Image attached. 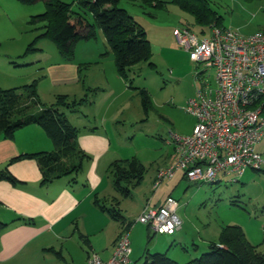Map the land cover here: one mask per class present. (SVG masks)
Listing matches in <instances>:
<instances>
[{"label": "rangeland", "instance_id": "1", "mask_svg": "<svg viewBox=\"0 0 264 264\" xmlns=\"http://www.w3.org/2000/svg\"><path fill=\"white\" fill-rule=\"evenodd\" d=\"M61 1L72 4L78 10L75 6L77 0ZM204 1L224 27L246 36L264 30V0ZM163 2L162 8L143 7L139 1L121 0L118 4L143 28L151 47L149 61L132 66L127 78L118 73L113 53L99 27H94L92 38L76 40L73 59L82 64L80 82L85 79L93 88L85 101L83 95L82 101L73 102H67L64 94L61 95V102L67 104L63 106L68 107L62 111L66 115L78 112L71 117V121L67 119L77 129L75 140L79 143L89 130V115L92 117L99 111L106 114L107 110V124L103 131L112 137L111 151L122 159L134 158L138 164L137 184L129 186V190H133L132 195H117L119 206L128 207L129 219L137 218L141 206L147 203L143 204L146 198L152 202L172 195L178 202L176 212L183 221V230L174 236H163L153 234L140 224L144 234L136 241H141L143 253L137 264L153 253H164L179 264L187 263L209 251L210 243L219 240L221 230L227 225L239 226L255 250L264 253V168H247L233 183L223 178L214 183L171 179L161 183L157 190L153 188L155 169L167 159V152L173 150L169 131L187 134L192 129L194 119L186 112L185 106L200 85L196 73L202 72V78L213 80L214 69L204 70L203 65L197 67L188 52L179 45L173 28L186 27L198 36H207L211 26L218 25L211 22L202 33L194 16L177 1ZM44 9L43 1L25 4L18 0H0V55H22L26 51L40 32L29 23L30 17L42 13ZM35 47L39 50L26 54L27 58L39 56L53 59L59 56L56 46L47 39H40ZM110 62L114 63L117 72L116 83V77L113 75L114 79L111 78ZM45 82L50 86V81ZM101 88L103 92H99ZM141 91H145L150 98L147 107L142 104ZM91 97L93 104L85 106ZM38 98L42 106L58 101L55 98L51 104L43 95H38ZM36 108L38 106L33 107L31 112ZM86 166L87 163L78 173L81 181L85 179Z\"/></svg>", "mask_w": 264, "mask_h": 264}, {"label": "crops", "instance_id": "2", "mask_svg": "<svg viewBox=\"0 0 264 264\" xmlns=\"http://www.w3.org/2000/svg\"><path fill=\"white\" fill-rule=\"evenodd\" d=\"M24 54L25 52L22 55H0V89L22 88L36 80L37 94L47 97L46 102L51 104L63 94L66 99L77 101L82 100V95L86 99L89 91H92V86L85 79L80 82L82 64L76 63L74 59L65 61L59 53L53 59L39 56L27 58ZM110 66L111 78L114 79V75L116 83L114 63ZM44 68L46 72L43 76ZM45 80L50 81V86ZM103 90L101 88L99 92ZM95 96L97 97V93ZM93 102L91 97L85 106H90ZM55 103L56 101L53 104ZM38 109L39 107L33 110L36 112ZM73 115H78V112L67 113L68 119ZM89 116V130L79 139V143L76 141L88 156L85 161V179L81 181L77 178L71 185L64 179L42 184L38 157H23L25 154L56 150L40 126L26 125L17 129L12 138H5L0 133V173L6 172L13 178H0V264H86L91 252L107 260L124 231H127L131 244L128 264H137L143 253L141 241L139 242L144 234L143 226L135 221L136 217H127V206H119L117 195L120 194L115 190L109 172L114 161L124 159L111 151L112 137L103 131L107 124V110L106 114L105 111H99L92 117L91 114ZM193 119L192 129L196 122L194 117ZM192 129L189 133L180 135H188ZM170 144L173 150L167 152V159L155 169L153 182L157 170L170 165L175 159L174 145L172 142ZM256 150L264 154V139L257 144ZM171 179L187 178L184 171L177 170L167 181ZM132 191L128 192L129 196ZM144 200L143 204L147 203L142 204L141 210L147 205L158 207L165 199L152 202L147 198ZM100 203L105 208H116L120 216L113 218ZM183 226L182 221L180 230L172 235H161L174 236L183 230ZM137 237L139 240L136 241Z\"/></svg>", "mask_w": 264, "mask_h": 264}, {"label": "built area", "instance_id": "3", "mask_svg": "<svg viewBox=\"0 0 264 264\" xmlns=\"http://www.w3.org/2000/svg\"><path fill=\"white\" fill-rule=\"evenodd\" d=\"M173 34L197 67L214 69L213 80L196 73L200 85L185 106L195 125L188 135L169 131L175 159L157 170L153 188L177 170L191 182L214 183L223 178L233 183L247 168H264V157L256 150L264 139V30L246 36L213 25L207 36L186 27L174 28ZM177 208V200L168 196L158 207L145 206L135 221L153 234L172 235L182 227ZM130 252L124 231L109 259L91 252L86 264H128Z\"/></svg>", "mask_w": 264, "mask_h": 264}, {"label": "trees", "instance_id": "4", "mask_svg": "<svg viewBox=\"0 0 264 264\" xmlns=\"http://www.w3.org/2000/svg\"><path fill=\"white\" fill-rule=\"evenodd\" d=\"M18 1L25 4L43 1L45 8L42 13L30 17L29 23L40 32L35 37V41L28 45L25 54L35 51L37 49L35 43L45 38L54 43L63 60L71 61L74 57L76 40L92 38L94 27L97 26L101 29L113 53L116 69L123 78H127V73L132 66L148 62L150 59L151 47L146 33L124 8L118 6L121 0H77L75 3L77 11L72 4L61 0ZM128 1H139L143 7L162 8L164 6L163 0ZM174 1L194 16L202 33L205 32L206 25L211 22L221 25L220 18L207 8L204 0ZM141 93L142 104L147 107L150 98L145 91ZM57 100L55 105L42 106L37 94L36 80L22 88L0 89V133L5 138H12L19 128L30 124L40 126L56 150L25 154L23 157H38L42 184L64 179L68 185H71L77 181L78 173L82 170L88 156L75 140L77 129L72 126L66 113L62 111L68 108L63 106L67 104L61 102L63 100L60 96ZM35 106L39 109L32 113V108ZM137 166L134 158L114 161L110 165L109 172L113 178V186L120 195L127 196L130 192L129 186H133V183L137 184ZM0 178L13 180L6 172L0 173ZM101 207L113 218L120 216L116 208H105L102 204ZM209 248V251L184 264H264V253L257 252L247 240L243 230L236 225L225 226L220 232L219 240L216 243H210ZM141 264L179 263L164 253H153L146 256Z\"/></svg>", "mask_w": 264, "mask_h": 264}]
</instances>
